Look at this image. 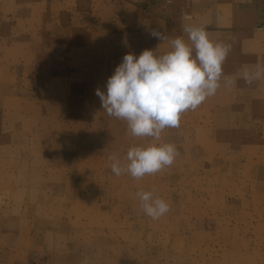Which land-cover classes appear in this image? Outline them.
<instances>
[{
  "label": "rangeland",
  "instance_id": "1",
  "mask_svg": "<svg viewBox=\"0 0 264 264\" xmlns=\"http://www.w3.org/2000/svg\"><path fill=\"white\" fill-rule=\"evenodd\" d=\"M135 2L0 0V264H264V116L202 102L154 141L101 107L137 46ZM151 143L175 162L111 171ZM140 189L170 211L147 217Z\"/></svg>",
  "mask_w": 264,
  "mask_h": 264
},
{
  "label": "clouds",
  "instance_id": "2",
  "mask_svg": "<svg viewBox=\"0 0 264 264\" xmlns=\"http://www.w3.org/2000/svg\"><path fill=\"white\" fill-rule=\"evenodd\" d=\"M182 37L168 40L171 50L157 55L145 49L138 56L127 53L113 74L106 81V91L97 88L96 96L109 116L127 122L132 137H150L160 141L166 128L179 127L180 117L195 110L221 87L231 88L236 76H225L223 63L232 45L213 41L203 26L185 25ZM150 35L160 41L164 35L152 29ZM247 85L264 79V64H257L254 71L245 70L241 77ZM179 155L174 144L151 143L146 147L128 149L121 163L110 156L111 171L117 176L130 175L135 180L154 175L170 167ZM155 189L136 192L143 213L152 220H159L170 211V204L154 196Z\"/></svg>",
  "mask_w": 264,
  "mask_h": 264
},
{
  "label": "crops",
  "instance_id": "3",
  "mask_svg": "<svg viewBox=\"0 0 264 264\" xmlns=\"http://www.w3.org/2000/svg\"><path fill=\"white\" fill-rule=\"evenodd\" d=\"M135 1L138 30L134 38L138 42L127 53L138 56L145 49H153L157 55H163L171 50L169 39L182 36L187 41L185 25L203 26L213 41L232 45L222 67L225 76L237 77L231 88L224 86L222 77L216 94L204 102H233L231 113L235 116H264V79L249 86L241 78L246 69L254 71L257 64H264V0ZM152 29L160 31L165 39L153 38ZM10 105L17 108L18 103ZM74 114L73 120L81 118L82 112L78 109ZM183 114L189 117V111ZM198 114L196 111L194 115Z\"/></svg>",
  "mask_w": 264,
  "mask_h": 264
}]
</instances>
